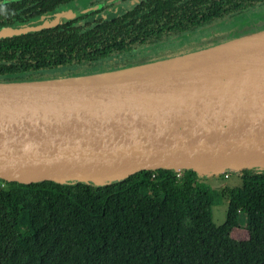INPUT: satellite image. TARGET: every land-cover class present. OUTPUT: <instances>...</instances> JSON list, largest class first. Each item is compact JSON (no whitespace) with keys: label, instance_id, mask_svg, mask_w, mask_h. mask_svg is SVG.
Wrapping results in <instances>:
<instances>
[{"label":"trees","instance_id":"trees-1","mask_svg":"<svg viewBox=\"0 0 264 264\" xmlns=\"http://www.w3.org/2000/svg\"><path fill=\"white\" fill-rule=\"evenodd\" d=\"M73 1L0 0V28L37 21ZM263 3L139 0L119 14L96 10L0 37V81L114 70L218 44L263 29L264 21L195 47L128 56ZM238 173L242 183L221 194L191 169L141 170L105 185L0 179V264H264V169ZM221 197L228 207L217 225L213 206ZM236 228L246 229V239L233 236Z\"/></svg>","mask_w":264,"mask_h":264},{"label":"water","instance_id":"water-1","mask_svg":"<svg viewBox=\"0 0 264 264\" xmlns=\"http://www.w3.org/2000/svg\"><path fill=\"white\" fill-rule=\"evenodd\" d=\"M0 28V37L78 16ZM264 169V28L101 73L0 81V179L105 185L141 170Z\"/></svg>","mask_w":264,"mask_h":264},{"label":"rangeland","instance_id":"rangeland-1","mask_svg":"<svg viewBox=\"0 0 264 264\" xmlns=\"http://www.w3.org/2000/svg\"><path fill=\"white\" fill-rule=\"evenodd\" d=\"M133 1L126 0L122 2L121 0H78V3L80 5H84L86 2L91 3L92 5H87L88 8L85 11V12L90 13L100 8L101 3H103V6H105L107 5L106 3L110 4L109 2H111L113 4V7L109 9V12L104 13V16H109V15L122 13L127 8L134 5L136 1L138 0H133ZM62 9H64V11L62 12L70 11L72 13H77L76 11L78 7L74 3H70V4L62 6ZM262 21H264V3L257 5L256 7L246 11L243 14L217 20L216 22H213L209 25L198 28L197 30L193 32H189L181 37H176L172 41L165 42L161 45H152L148 48L143 49L142 51L136 52L135 54H130V55L128 54V56L130 58H135V57L145 56L148 54H155L160 51H171V50H177V49L179 50V49H182L188 46L195 47V46H198L201 41L206 40L208 38L211 40L212 38H215L216 36L221 37L225 34H228L229 32H236V31H241L243 29H248L249 27L254 26L255 24H259ZM62 70L63 69H59V70H54L50 72L58 73ZM104 71H108V70L97 71V72H92V73H87V74L101 73ZM63 77L64 76H57V77H50V78H45V79H56V78H63ZM34 80H42V79H34ZM20 81H28V80H20ZM226 173L227 172H224L223 174H220L217 176L208 175L205 180L209 182L208 184L214 186L220 194L223 193L226 187H232V186L242 183V179L240 178V174L238 172L234 173V172L229 171L230 173L229 177L226 176ZM140 201L142 204L147 203V201H149V197L148 196L143 197L141 198ZM227 207H228V201L226 198H222V197L213 206V219L217 225H221L225 222L226 214H227ZM233 236L236 239H246L247 231L244 228H236L234 229Z\"/></svg>","mask_w":264,"mask_h":264},{"label":"flooded vegetation","instance_id":"flooded-vegetation-1","mask_svg":"<svg viewBox=\"0 0 264 264\" xmlns=\"http://www.w3.org/2000/svg\"><path fill=\"white\" fill-rule=\"evenodd\" d=\"M122 2H124V1H126V0H121ZM133 1V0H132ZM139 1V0H138ZM138 1H136V2H138ZM134 2V1H133ZM72 3H74L77 7H78V9H77V13H79L78 14V16H81V15H83V14H87V13H89V12H85L86 11V9L88 8V6L87 5H92L91 3H88V2H86L84 5H80L79 3H78V0H74ZM110 4H108V3H106L107 5H105V6H103V3H101V5H100V8H98V9H96L99 13L98 14H102V13H104V11L105 12H108L109 11V9L110 8H112L113 7V4L111 3V2H109ZM95 10V11H96ZM62 11H64V9H58V10H56V11H54V12H51V13H49V14H47V15H44V16H42V17H47V18H54L55 16H56V14L57 13H61ZM77 17V16H76ZM75 17V18H76ZM71 19H73V18H71ZM70 19H68L67 21H69ZM86 20H88V19H86ZM67 21H64V22H67ZM85 21V20H84ZM60 23H62V22H60Z\"/></svg>","mask_w":264,"mask_h":264},{"label":"built area","instance_id":"built-area-1","mask_svg":"<svg viewBox=\"0 0 264 264\" xmlns=\"http://www.w3.org/2000/svg\"><path fill=\"white\" fill-rule=\"evenodd\" d=\"M226 172H227V171H226ZM229 174H230V173H229V172H227V173H226V176H228V177H229Z\"/></svg>","mask_w":264,"mask_h":264}]
</instances>
